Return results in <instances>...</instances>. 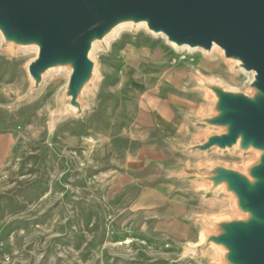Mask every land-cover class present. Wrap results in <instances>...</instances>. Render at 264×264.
Listing matches in <instances>:
<instances>
[{"label": "rangeland", "instance_id": "rangeland-1", "mask_svg": "<svg viewBox=\"0 0 264 264\" xmlns=\"http://www.w3.org/2000/svg\"><path fill=\"white\" fill-rule=\"evenodd\" d=\"M35 57L0 51V264H205L209 252L194 257L189 250L203 233L194 215L227 210L193 196L197 186L178 181L175 168L215 156L184 155L168 140L203 135L184 117L202 113L208 98L188 89L197 75L232 88L247 77L221 49L211 57L180 52L144 27L122 29L93 55L99 78L91 103L79 116L57 119L66 75L50 76L35 98L17 105L31 87L27 65ZM158 112L177 125L155 126ZM142 148L163 154L140 163ZM130 170L138 182L114 187ZM144 189L160 190L169 202ZM139 193L156 210L142 207ZM176 195L187 214L162 217L181 210Z\"/></svg>", "mask_w": 264, "mask_h": 264}, {"label": "water", "instance_id": "water-1", "mask_svg": "<svg viewBox=\"0 0 264 264\" xmlns=\"http://www.w3.org/2000/svg\"><path fill=\"white\" fill-rule=\"evenodd\" d=\"M144 27L177 51L221 49L238 88L197 75L188 87L206 93L200 114L184 113L199 139L169 143L200 166L180 165L178 181L197 189L202 202L224 204L227 213H196L203 229L191 255L209 252L205 264H264V0H0V51L36 52L27 65L31 87L17 105L35 98L48 78L68 77L52 118L79 116L98 82L93 55L122 29ZM233 155L241 161H227Z\"/></svg>", "mask_w": 264, "mask_h": 264}, {"label": "crops", "instance_id": "crops-1", "mask_svg": "<svg viewBox=\"0 0 264 264\" xmlns=\"http://www.w3.org/2000/svg\"><path fill=\"white\" fill-rule=\"evenodd\" d=\"M130 66H132V64L130 65ZM132 67H134V66H132ZM203 93V92H202ZM206 94V93H205ZM208 99V98H207ZM207 99H205V102H206V100ZM205 104V103H204ZM153 122H154V119H153ZM155 123H156V125L155 126H157V127H165V126H167V125H171L172 126V124L174 125V126H176L177 124H175V122L174 121H172L171 119H169V118H167V117H165L164 115H162L160 112H158V116H157V118H156V120H155ZM189 125V124H188ZM182 126H185L184 125V123L182 124ZM181 126V127H182ZM180 127V128H181ZM190 127V126H189ZM179 128V129H180ZM165 131H167V130H165ZM174 132V131H173ZM180 141H185V140H180ZM179 152V151H178ZM180 153H182V152H180ZM163 154V152L162 151H158V150H155V149H147V148H142V149H140V151H139V153H138V162H143V161H152V160H156V159H158L161 155ZM182 154H184V153H182ZM184 155H188V154H184ZM178 166H180V165H178ZM177 166V167H178ZM184 166H196V165H191V164H184ZM148 173V172H147ZM149 174V173H148ZM138 177H137V174H136V172L134 171V170H130V171H128V172H126L125 174H124V177H119L118 179H116L115 181H114V183H113V186L114 187H116V188H120L121 186H123V185H127L130 181L132 182V183H136V182H138V180L139 179H137ZM197 189V188H196ZM144 191H148V192H150L151 194H153V195H155V196H157L158 198H162V199H164L165 201L167 200L166 199V197H164V196H162V194H161V192H160V190H153V189H144V190H142L141 192H144ZM140 192V193H141ZM140 193H139V198H138V202L141 204V201H140ZM176 198L178 199V200H176V202H174V204L175 203H177L179 206H180V208H181V210L180 211H178L177 213H174V212H172V213H170V214H164V215H162V217H165V218H169V217H183V216H185L186 214H187V210H188V207H186L185 205H184V200L181 198V196L180 195H176ZM200 200V199H199ZM166 202H169V201H166ZM141 206L142 207H144V208H146V209H149V210H156L154 207H146V206H143L142 204H141ZM203 234V233H202Z\"/></svg>", "mask_w": 264, "mask_h": 264}, {"label": "bare ground", "instance_id": "bare-ground-1", "mask_svg": "<svg viewBox=\"0 0 264 264\" xmlns=\"http://www.w3.org/2000/svg\"><path fill=\"white\" fill-rule=\"evenodd\" d=\"M196 51H194L193 53H195ZM202 237V236H201ZM200 240H201V238H200Z\"/></svg>", "mask_w": 264, "mask_h": 264}]
</instances>
